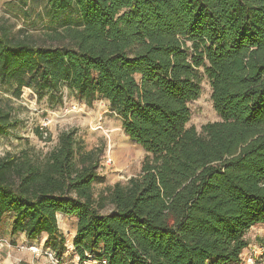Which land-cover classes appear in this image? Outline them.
<instances>
[{
	"label": "trees",
	"instance_id": "1",
	"mask_svg": "<svg viewBox=\"0 0 264 264\" xmlns=\"http://www.w3.org/2000/svg\"><path fill=\"white\" fill-rule=\"evenodd\" d=\"M44 1L54 24L44 42L0 15V83L53 103L63 85L87 103L107 100L145 157L139 174L95 193L100 151L75 128L44 154L6 152L0 223L9 214L12 234L46 236L58 259L65 214L80 261L238 263L247 230L264 226V0ZM203 77L220 119L198 132L187 122ZM17 123L0 105V135Z\"/></svg>",
	"mask_w": 264,
	"mask_h": 264
},
{
	"label": "rangeland",
	"instance_id": "2",
	"mask_svg": "<svg viewBox=\"0 0 264 264\" xmlns=\"http://www.w3.org/2000/svg\"><path fill=\"white\" fill-rule=\"evenodd\" d=\"M45 8L44 0H32L23 9L14 0H0V15L8 18L15 29H25L38 42L48 40L46 33L54 25L45 15ZM71 18L76 21L75 15ZM62 93V104L53 103L47 99L46 94L39 97L29 86L23 85L18 89L15 84L0 83V105L9 108L18 122L8 134L0 135V155L17 152L27 145L35 146L44 154L55 145L57 134L61 130L75 128L87 149L100 151L98 172L102 178L93 184L95 193L107 184L125 182L129 177L139 174L145 151L124 134L120 120L109 109L107 100L97 98L87 103L77 98L66 85H63ZM210 93L209 81L203 77L199 97L189 102L191 116L187 122V126H194L198 132L206 122L220 119L213 108ZM36 129L42 132L43 139L50 133L49 140L40 139L35 134ZM111 134L114 136L111 145L115 148L117 167L120 170H116L114 161L107 160ZM123 154L128 155L126 159L121 156ZM57 220L66 248L57 264H99L93 256L80 261L74 252L72 239L76 230V218L58 214ZM10 223V215H4L0 223V239L6 244L0 248V264H53L43 252L46 249V236L29 240L24 233L12 234ZM245 238L247 246L242 251L240 261L231 264H264V226H251L245 233ZM29 245L38 246L39 251L32 253Z\"/></svg>",
	"mask_w": 264,
	"mask_h": 264
},
{
	"label": "built area",
	"instance_id": "3",
	"mask_svg": "<svg viewBox=\"0 0 264 264\" xmlns=\"http://www.w3.org/2000/svg\"><path fill=\"white\" fill-rule=\"evenodd\" d=\"M4 244H6L5 241L3 239H0V248L2 246H4ZM29 250L32 253H36V252L39 251V247L38 246H34V245H29ZM43 252L50 258V260H51V262L53 264H57L58 263V258L54 255V253L52 251H50L48 249H45ZM104 263H105V260H102L101 264H104Z\"/></svg>",
	"mask_w": 264,
	"mask_h": 264
},
{
	"label": "bare ground",
	"instance_id": "4",
	"mask_svg": "<svg viewBox=\"0 0 264 264\" xmlns=\"http://www.w3.org/2000/svg\"><path fill=\"white\" fill-rule=\"evenodd\" d=\"M112 141H114V136L111 134L110 137H109V144H108V147H107V160L108 161H111V162H115V167H116V170H120L118 167H117V155H115V148L112 147L111 143H113ZM120 147V146H119ZM125 151V150H124ZM124 159H126V156H128L127 154H123L121 155ZM120 159V158H119ZM116 160V161H115ZM122 165V164H121ZM120 165V166H121ZM125 165V164H124Z\"/></svg>",
	"mask_w": 264,
	"mask_h": 264
}]
</instances>
